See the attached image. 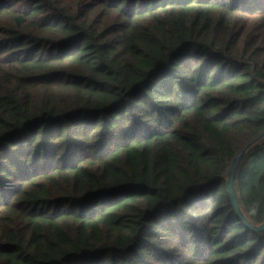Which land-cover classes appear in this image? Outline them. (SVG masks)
I'll list each match as a JSON object with an SVG mask.
<instances>
[{"label": "trees", "instance_id": "trees-1", "mask_svg": "<svg viewBox=\"0 0 264 264\" xmlns=\"http://www.w3.org/2000/svg\"><path fill=\"white\" fill-rule=\"evenodd\" d=\"M263 131L264 0H0V264H264Z\"/></svg>", "mask_w": 264, "mask_h": 264}, {"label": "clouds", "instance_id": "clouds-1", "mask_svg": "<svg viewBox=\"0 0 264 264\" xmlns=\"http://www.w3.org/2000/svg\"><path fill=\"white\" fill-rule=\"evenodd\" d=\"M236 207L232 213L234 221H238L239 225L248 231L264 233V224H254L252 221L254 218L259 217L262 214L261 205L258 202L250 204L246 211L240 209L238 201H235Z\"/></svg>", "mask_w": 264, "mask_h": 264}, {"label": "water", "instance_id": "water-1", "mask_svg": "<svg viewBox=\"0 0 264 264\" xmlns=\"http://www.w3.org/2000/svg\"><path fill=\"white\" fill-rule=\"evenodd\" d=\"M264 136V131L261 132L258 136H256L255 138H253L250 142H247L243 148L236 154L231 166H230V170H229V177H228V189L231 195V198L234 202L238 201L237 195H236V191H235V187H234V176L236 173V169L238 167V164L243 156V154L247 151V149L254 144L255 142H257L260 138H262ZM239 202V201H238ZM235 204V203H234ZM240 205V204H239ZM236 206V204H235ZM241 209V207H240ZM242 210V209H241ZM261 224H264V222H262Z\"/></svg>", "mask_w": 264, "mask_h": 264}]
</instances>
